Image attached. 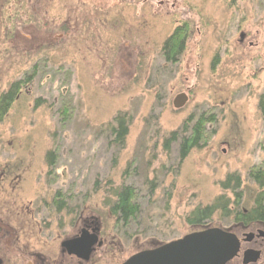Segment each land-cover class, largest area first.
Returning <instances> with one entry per match:
<instances>
[{
  "label": "rangeland",
  "instance_id": "obj_1",
  "mask_svg": "<svg viewBox=\"0 0 264 264\" xmlns=\"http://www.w3.org/2000/svg\"><path fill=\"white\" fill-rule=\"evenodd\" d=\"M183 23L186 48L165 63L163 44ZM18 80L0 123V210L60 195L59 210L98 216L105 245L93 264H122L205 228L244 232L232 215L253 209L252 177L264 169V0H0V93ZM119 114L130 119L122 147L108 129ZM201 114L215 121L179 163L164 141ZM231 175L240 187L223 189ZM123 185L140 207L129 225L111 212ZM220 198L230 217L187 224ZM260 249L256 264L264 241Z\"/></svg>",
  "mask_w": 264,
  "mask_h": 264
},
{
  "label": "flooded vegetation",
  "instance_id": "obj_2",
  "mask_svg": "<svg viewBox=\"0 0 264 264\" xmlns=\"http://www.w3.org/2000/svg\"><path fill=\"white\" fill-rule=\"evenodd\" d=\"M7 170L0 169L1 186L7 180ZM19 181L14 179L15 184L9 185L8 189L14 192ZM60 197L56 195L55 201L51 200L49 204L42 202L41 198L28 202L27 206L18 201L16 206L0 210V264H93L100 257L105 245L100 218L84 209L59 210L64 203ZM241 228L244 232L230 231L239 239L240 249L237 256L226 264H256L245 263L244 253L254 251L262 254L264 222H254ZM91 237L96 241L89 248ZM70 242L71 246H66Z\"/></svg>",
  "mask_w": 264,
  "mask_h": 264
},
{
  "label": "trees",
  "instance_id": "obj_3",
  "mask_svg": "<svg viewBox=\"0 0 264 264\" xmlns=\"http://www.w3.org/2000/svg\"><path fill=\"white\" fill-rule=\"evenodd\" d=\"M188 37V23L181 24V26L173 31L162 47V55L165 63L175 64L179 61L180 56L186 48ZM34 77L35 71L30 78H27L28 83H30ZM24 83L25 82L22 80L15 81L9 85L6 91L0 93V123H2L3 119L7 116ZM38 102L39 101H37L36 105ZM258 108L261 115L264 116V95H261L259 98ZM214 121L215 119L212 116L206 117L201 114L197 119H194L191 115L180 129L169 134L170 136L164 141V151H168L172 145L176 144L179 163H181L192 149L202 145L201 143L204 139V133L206 132V125L213 124ZM129 124L130 119L127 114H119L116 115L112 123L108 125V129L114 137L115 143L121 147L128 135ZM54 158L55 155L53 152H48L46 156L47 165L52 167L55 163ZM252 180L258 186L261 193H259L256 198L253 209L246 214L235 212L232 215L233 223L250 225L254 222H264V169L258 170V172L253 175ZM228 183L229 186H232L230 183H233L234 188L237 189L240 187L241 181L237 175L228 176L225 183H221L223 189H228ZM135 200V189L131 186L123 185L115 192L111 212L120 222H123L122 225H129L139 214L140 207ZM218 211L223 213V217L231 216V213L228 214L227 212V203L221 202L220 198L207 206V208H196L193 210L191 215L186 218L187 224L191 227L204 228L206 224L208 225L207 221Z\"/></svg>",
  "mask_w": 264,
  "mask_h": 264
},
{
  "label": "water",
  "instance_id": "obj_4",
  "mask_svg": "<svg viewBox=\"0 0 264 264\" xmlns=\"http://www.w3.org/2000/svg\"><path fill=\"white\" fill-rule=\"evenodd\" d=\"M187 101L188 97L183 93L177 95L171 104L175 110H180ZM95 241L94 237L90 238L89 248ZM239 249L240 241L233 233L220 228H208L154 249L138 252L122 264H226L237 256ZM259 258V252L248 251L244 253L243 259L245 263H256Z\"/></svg>",
  "mask_w": 264,
  "mask_h": 264
}]
</instances>
